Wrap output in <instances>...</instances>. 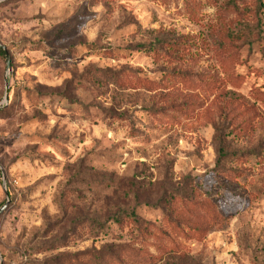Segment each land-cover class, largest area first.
Listing matches in <instances>:
<instances>
[{
	"label": "rangeland",
	"instance_id": "1",
	"mask_svg": "<svg viewBox=\"0 0 264 264\" xmlns=\"http://www.w3.org/2000/svg\"><path fill=\"white\" fill-rule=\"evenodd\" d=\"M3 1L11 68L0 56V208L10 203L0 264H70L68 255L131 242L151 255L145 264H264V165L250 156L216 165V137L229 152L264 151V10L247 0L220 22L224 0H196L197 18L187 0ZM228 32L243 41L228 44ZM158 38L189 53L167 63L133 50ZM222 49L238 53L236 84L219 67ZM185 71L198 77L188 89L167 75ZM210 73L221 93L205 91ZM135 77L169 85L149 91ZM239 98L250 113L233 108ZM209 199L224 217L207 225ZM133 206L160 227L181 222L176 248L112 224L96 235Z\"/></svg>",
	"mask_w": 264,
	"mask_h": 264
},
{
	"label": "trees",
	"instance_id": "2",
	"mask_svg": "<svg viewBox=\"0 0 264 264\" xmlns=\"http://www.w3.org/2000/svg\"><path fill=\"white\" fill-rule=\"evenodd\" d=\"M17 0H5L2 3H12ZM167 1V0H164ZM247 0H224L221 4L218 12L219 21L222 22L229 18L231 15H235L240 12L241 5L244 4ZM1 3V4H2ZM256 4L257 10H264V3L262 0H254ZM185 9L189 12L192 18H197L201 9V2L196 0H187L185 2ZM259 26V23H258ZM257 26V27H258ZM228 39V44L231 41H243V37L239 36V34L234 35L231 32H228L226 35ZM231 49V47H228ZM240 49V48H239ZM133 50L138 52H143L146 55L150 56L154 61H163L167 63L172 62H182L185 54L189 53L186 50L185 44L181 40L170 41L166 38H158L154 42H148L145 44L137 45ZM223 56V60L219 58V67L223 68V73L226 76V79L231 84H236V80H238L241 75L235 74L231 68L238 61V53H227L226 50L222 49L221 52ZM7 51L4 48L0 47V56L7 60ZM99 76L104 79L112 80L114 83L118 85H123L125 80L122 77L118 76L117 73H108L104 71H100ZM167 75L172 79L173 82H178L182 89H188L193 86L195 83L193 79L198 78L197 76H193V74H188L185 72H168ZM136 83L143 86L144 89L147 90H158L164 89L167 90L169 84L166 86L163 85L161 88H158L160 84H158L154 80H150L148 78H136ZM130 81V80H129ZM169 83V82H168ZM172 83V82H171ZM205 91L212 92L213 90L222 91L220 80L217 78L215 74H209L208 78L204 82ZM171 85V84H170ZM162 92L165 93V91ZM170 91V90H169ZM11 92V89H10ZM230 92H227V94ZM179 95H182L179 93ZM183 96V95H182ZM185 96V95H184ZM182 97L181 104L184 106L187 103L185 97ZM163 99L169 101V107L176 105L174 102L167 97V95H162ZM241 99H236V104L233 107L237 111L241 112L243 115L250 113L249 109H240ZM185 103V104H183ZM195 105V104H194ZM194 105L190 104L187 106V109H194ZM246 108V107H244ZM253 109V108H250ZM187 110V111H188ZM218 111H225V108H219ZM182 115L183 112H180ZM218 142L217 146V155L218 159L216 162L217 168H221L224 166L228 160H242L245 156H250L255 158L261 165H264V151L258 152L254 150L246 151V152H229L228 146L221 139L216 137ZM1 181V177H0ZM12 197L11 191L8 188L6 191V196ZM209 205L205 206V210H203V221L205 224L209 225L212 223H216L219 219L224 217V215L219 212H214V206L216 205L214 201L209 199ZM116 225L120 228L127 229V234L132 236L134 239H138L141 242H144L150 238H153L155 241H158L159 247L164 249L166 245L167 247L176 248L175 240L178 235H185L181 230V222L178 220H169L165 221L164 226L160 227L158 225L153 224L149 220H145L142 218L137 212V206H133L131 208L120 207L116 211L111 212L106 219L103 230L97 231L96 235L103 232L105 229H108V225ZM178 232V233H177ZM163 240H166L163 242ZM170 244V245H169ZM169 245V246H168ZM151 255L144 254L140 248H137L133 245V242L130 244H109L105 245L100 249L90 248L84 251L77 252L73 255H68L66 260L70 264H145L151 260Z\"/></svg>",
	"mask_w": 264,
	"mask_h": 264
},
{
	"label": "water",
	"instance_id": "3",
	"mask_svg": "<svg viewBox=\"0 0 264 264\" xmlns=\"http://www.w3.org/2000/svg\"><path fill=\"white\" fill-rule=\"evenodd\" d=\"M7 59H8V70H10V68H11V65H10V62H9V57H8V55H7ZM6 102L8 101V94L6 95ZM4 186L6 187V183H5V179H4ZM7 197H9L8 196V194H7ZM10 203V200H7V202H6V204H5V206H3L2 208H0V214L7 208V206H8V204Z\"/></svg>",
	"mask_w": 264,
	"mask_h": 264
},
{
	"label": "clouds",
	"instance_id": "4",
	"mask_svg": "<svg viewBox=\"0 0 264 264\" xmlns=\"http://www.w3.org/2000/svg\"><path fill=\"white\" fill-rule=\"evenodd\" d=\"M211 11V10H210Z\"/></svg>",
	"mask_w": 264,
	"mask_h": 264
}]
</instances>
